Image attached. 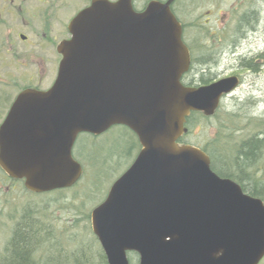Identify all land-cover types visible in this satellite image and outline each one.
Segmentation results:
<instances>
[{"label":"water","instance_id":"95a60500","mask_svg":"<svg viewBox=\"0 0 264 264\" xmlns=\"http://www.w3.org/2000/svg\"><path fill=\"white\" fill-rule=\"evenodd\" d=\"M174 0H92L69 23L70 39L46 91L17 95L0 125V169L32 194L73 187L80 134L128 128L140 150L90 212L107 264H259L264 204L210 168L199 148L179 144L191 113L212 117L236 77L181 83L189 52L170 12Z\"/></svg>","mask_w":264,"mask_h":264},{"label":"rangeland","instance_id":"374dc122","mask_svg":"<svg viewBox=\"0 0 264 264\" xmlns=\"http://www.w3.org/2000/svg\"><path fill=\"white\" fill-rule=\"evenodd\" d=\"M222 1L224 2H220L219 4L217 0H188L187 9H192V16L197 18V28H194L193 43H189L196 57L207 53L212 54L215 51V49L213 50V45H210L212 42L207 38L209 37V28L213 31L215 30V13L218 9L226 12L227 6H230L236 0ZM73 3L75 7L74 11L70 6H66L65 10V14L70 17L79 8L81 9L85 2L73 0ZM248 3L252 9L259 10L261 14L260 31H262L264 0H248ZM208 11L213 14L211 17H208L210 15ZM183 17H185L186 21L188 16L185 14ZM207 19L211 22L206 29L201 24ZM251 45H256L261 49L264 47V39H259L257 43L253 42ZM212 57L215 58V54ZM229 62L232 64V61ZM218 74L220 75V79L226 78L230 74H236L242 80L241 86L221 101L217 115L219 120H223L226 117L230 118L228 115H231L233 119L232 124H234L233 142L227 144L226 148L235 150V147L241 141L254 136L262 138L264 135V69L258 75L249 71H237L225 68L221 69ZM210 78L212 79L211 82H214L217 76L213 75ZM49 85L46 84L44 88ZM7 92H9L8 95H11L9 100H12L17 93V88H7L4 94L0 93V96L4 95L2 96L4 98ZM219 120L216 119L211 123H196V126L192 130H188L189 132L183 137V140L189 145L201 148L209 140L214 138H218L219 140L221 138V143L217 145L216 157L222 163L226 159H232L234 156V152H226L224 149L225 145H223V137L227 136L233 127L229 128L228 133L220 132L223 134L221 135L218 133L217 127ZM116 127L120 126L112 127L99 136H91L96 139L95 141L89 139L87 136L90 135L87 134H80L77 137L72 149V157L77 159L80 162L79 164L82 165L83 176L71 189L47 195H37L26 192L22 182L11 184L0 178V193L3 192L0 194V256L4 245L9 239L10 230L16 218L25 210L37 213L44 221H47L46 224L56 225L58 230L61 228L68 230V236L66 238L62 236L63 239H60L65 244L64 250L66 252H74L80 247H85L86 249L91 240L94 243L93 245L99 247L91 231L90 212L105 199L111 184L129 168L137 153V149H132V153L134 154L133 158L130 157L132 160L128 157L126 160L120 159L119 161H114L113 159L108 165L102 163V160L107 161L109 159V153L115 149V146L119 145V152L121 154L124 153V149L126 148V145L120 142L121 138L119 139V134L121 133L118 132V128ZM217 134H220V136L217 137ZM117 140H119V144H117ZM99 148L101 151H99ZM260 155L261 157L257 162L258 170L255 172L253 180L257 184L262 185L264 191V151ZM92 158L96 162H93ZM131 262L135 264L134 259ZM259 264H264V258Z\"/></svg>","mask_w":264,"mask_h":264},{"label":"flooded vegetation","instance_id":"af4514ba","mask_svg":"<svg viewBox=\"0 0 264 264\" xmlns=\"http://www.w3.org/2000/svg\"><path fill=\"white\" fill-rule=\"evenodd\" d=\"M83 1V7L70 17L65 14V10L66 6L75 9L73 0H0V93L4 94L7 88H17L12 100H9V92L4 98V95L0 96L3 99L0 100V125L19 93L28 89L45 91L52 86L61 60L58 46L70 38L68 25L71 20L87 8L92 0H80ZM151 1L165 3L167 0H132V8L136 13H141ZM217 2L220 4L224 1ZM188 4V0H174L170 5V12L181 29V41L189 51V67L183 75L185 80L182 79L184 85L200 86L193 82L195 79L192 77L199 76L203 69L217 76L215 81L220 79L218 72L224 68L257 75L262 73L264 47L260 49L251 45L264 39V23L260 31L259 10L252 9L248 0H236L227 6L226 12L218 9L214 17L215 30L209 28V37L206 36L215 51L196 57L189 43H193L197 18L192 16V9H187ZM209 13L208 17H211L213 14ZM185 14L188 16L186 21L183 17ZM210 22L207 19L201 25L207 29ZM214 54L215 58L212 57ZM228 77H236L237 88L241 86L239 76L230 74ZM46 84L50 85L44 88ZM226 97L223 96L222 100ZM0 174V178L7 183L20 182L7 177L1 169Z\"/></svg>","mask_w":264,"mask_h":264},{"label":"trees","instance_id":"16d2710c","mask_svg":"<svg viewBox=\"0 0 264 264\" xmlns=\"http://www.w3.org/2000/svg\"><path fill=\"white\" fill-rule=\"evenodd\" d=\"M210 77H213V74H208V71L203 69L199 76L192 77V79H195L193 82L199 83V85H206L211 82L212 79ZM182 79L185 80V78ZM188 86L192 85L189 84ZM228 116H230V118L226 117L223 120H219L216 113L210 118L204 117L200 113H191L186 120L185 127L187 130H192L198 122L200 124L211 123L216 119L219 120L217 122L218 133H228L229 128L233 127L232 131L227 136L223 137L224 140L222 139L224 142L223 145H225V151L234 152L232 159L229 160L225 158L226 161L222 163H220V159H217V145L221 143V138H219V140L218 138L211 139L204 146L198 148L207 154L210 159V168L217 176L232 180L241 187L243 193L250 197L260 199L264 203L263 187L253 180L255 172L258 170L257 162L261 157L260 154L264 151V135L262 138L254 136L241 141L235 147V150H231V148L228 147L226 148L227 144L233 142L232 137L234 131V124H232L233 119L231 115ZM116 128H118V132L121 133L119 134V139L121 138L120 142L124 143L126 148L124 149V153L121 154L119 152V145L115 146V149L109 153V159L107 161L102 160V163H105V165H108L113 159L114 161H119L120 159L126 160L128 157L129 159L130 157L133 158L134 154L132 153V149H137V153L140 150L138 141L131 131L121 126ZM220 134H217V137L220 136ZM87 137L92 141L96 140L91 136ZM183 137L179 140V143L187 144L184 142ZM117 141V144H119V140ZM99 151H101L100 148ZM132 158L130 160H132ZM91 160L96 162L94 158ZM57 192L61 191L52 193ZM2 193L3 192L0 194ZM46 222L47 221H44V219L35 212L30 210L21 212V215L16 218L10 230L9 239L4 245L3 252L0 256V264H107L100 246L93 245L94 243L92 240L86 246V249L85 247H80L74 252H66L64 250L65 244H63L60 239L68 236V230L64 228L58 230L56 225L46 224ZM56 238H58V240H56ZM133 259L135 264H137V256L128 254L129 264H134L131 262Z\"/></svg>","mask_w":264,"mask_h":264}]
</instances>
